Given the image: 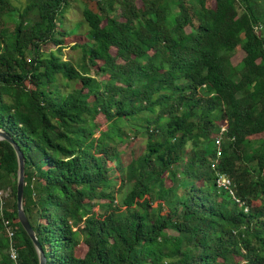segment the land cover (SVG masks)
<instances>
[{"label":"trees","instance_id":"1","mask_svg":"<svg viewBox=\"0 0 264 264\" xmlns=\"http://www.w3.org/2000/svg\"><path fill=\"white\" fill-rule=\"evenodd\" d=\"M71 1L0 0V126L47 264H264V0H92L76 33ZM17 169L0 139V264L6 219L39 264Z\"/></svg>","mask_w":264,"mask_h":264},{"label":"rangeland","instance_id":"2","mask_svg":"<svg viewBox=\"0 0 264 264\" xmlns=\"http://www.w3.org/2000/svg\"><path fill=\"white\" fill-rule=\"evenodd\" d=\"M12 3L14 5H16L17 7H22L24 5L25 0H11ZM138 1V0H136ZM139 2V1H138ZM87 6V7H91L92 9H96V4L92 1V0H72L71 1V5L69 7V9L66 11L65 13V17L63 18L62 23L60 24V26L62 28H67L68 30L73 31V33H76L78 31L79 28V24L80 22L83 21V8ZM15 16H7V21L10 23L12 21H14ZM88 29L86 23L83 24L81 26V28L79 29V33L82 34V32H86V30ZM80 37L79 36H72L71 40L69 39V41L71 42V44L74 42V40H79ZM70 45L66 46L63 49V58L65 59H71V60H78L80 57V51L77 49H72L71 47H69ZM237 60L240 57V54L236 55ZM145 134H141L140 135V139L137 141L135 140H131L130 142L133 143L135 141V143H133V145H128L125 144L123 145V149L125 148H133L137 151V153L142 152V150L145 147ZM10 202H12V198H9ZM82 252V249L80 250V253Z\"/></svg>","mask_w":264,"mask_h":264},{"label":"built area","instance_id":"3","mask_svg":"<svg viewBox=\"0 0 264 264\" xmlns=\"http://www.w3.org/2000/svg\"><path fill=\"white\" fill-rule=\"evenodd\" d=\"M227 130H228L227 126L222 125L220 127V130L218 131L217 136L215 137V156L213 157V162H212L213 167H216V165L218 164L219 158L222 153V143L225 138ZM216 174L217 175L215 178V187L219 191L228 192L232 196L234 201L241 204L244 207V209L247 211L248 206L246 205L245 201H243L240 197L236 195L232 180L225 173L217 171ZM8 196H9V189H6V190L0 189V205L1 206H3L4 200ZM4 224L6 226L8 236H9V244H10L9 250H8L9 256L15 262V264H20V262L18 261V252L13 243V236L15 232L14 228L12 227V225H10V222L7 219L4 221Z\"/></svg>","mask_w":264,"mask_h":264},{"label":"water","instance_id":"4","mask_svg":"<svg viewBox=\"0 0 264 264\" xmlns=\"http://www.w3.org/2000/svg\"><path fill=\"white\" fill-rule=\"evenodd\" d=\"M0 139L7 140L12 144L17 155L18 169H17V190H16V201H17V212L18 218L25 231L28 233L33 245L38 253L39 264H47V257L43 251L40 240L31 226V223L25 213L23 198H24V185H25V158L20 146L14 140V138L0 126Z\"/></svg>","mask_w":264,"mask_h":264}]
</instances>
